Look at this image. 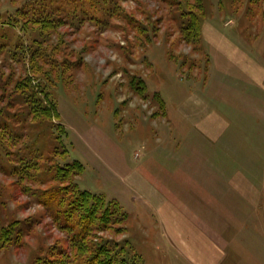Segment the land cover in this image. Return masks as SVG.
<instances>
[{
	"label": "rangeland",
	"instance_id": "374dc122",
	"mask_svg": "<svg viewBox=\"0 0 264 264\" xmlns=\"http://www.w3.org/2000/svg\"><path fill=\"white\" fill-rule=\"evenodd\" d=\"M38 3L0 0V227L32 222L0 250V264L73 258L62 256L67 236L37 192L74 161L81 190L126 213L127 231L99 235L128 240L142 264H191L177 227L166 234L164 204L175 214L179 205L186 234L216 242V264H264V0H201L199 9L195 0H120L113 17L107 0L84 11L49 0L45 19L57 21L44 38L36 29L48 23H14ZM27 76L55 97L66 133L31 123L14 92ZM28 161L45 184L9 175Z\"/></svg>",
	"mask_w": 264,
	"mask_h": 264
},
{
	"label": "trees",
	"instance_id": "16d2710c",
	"mask_svg": "<svg viewBox=\"0 0 264 264\" xmlns=\"http://www.w3.org/2000/svg\"><path fill=\"white\" fill-rule=\"evenodd\" d=\"M49 0H39L38 8L28 10L27 8L18 12V19L14 20L15 25L20 26L26 30L27 27H37V22H46L49 27L45 28L44 23L41 28L36 29L41 37H32V44L38 40V37L44 38V35L49 33L48 30L54 28L52 21H55L56 16L51 15L46 18V13L41 8V5ZM60 1V0H59ZM69 1L75 5V9L84 11V8L95 9L94 6L98 4L99 0H62ZM113 7L107 10V14L113 17L120 0H107ZM196 1V9H199L201 0ZM252 4L258 3L260 0H249ZM86 9V10H87ZM119 12V11H118ZM83 13V12H82ZM81 14V13H80ZM84 14V13H83ZM120 14H123L122 10ZM120 14H118L120 16ZM196 15V14H195ZM25 21L20 22V18ZM123 20L129 21L128 17L120 16ZM48 20V21H44ZM37 21V22H36ZM132 21V20H130ZM187 28H192V33H199L200 23L190 19ZM47 29V30H46ZM20 50V49H19ZM34 53L30 55V60L34 57ZM35 82V85L33 84ZM142 80L139 83L142 84ZM140 84V85H141ZM143 88V85L142 87ZM144 91V89H143ZM14 92L17 98L24 101L25 113L31 123L38 121H51L55 127L66 133L65 127L59 122L60 112L55 97L46 89L45 85H41L39 79H31L24 77L17 81ZM1 129V128H0ZM2 132V131H1ZM5 133V132H3ZM10 137V136H9ZM22 137L15 135L10 137L11 145L18 143ZM66 152H60L64 155ZM40 165L28 161L26 167L14 166L9 170V175L17 178L18 182L25 181H40L45 184V180L39 176ZM83 166L80 162L74 161L66 166H59V171L55 174L54 179L58 181L55 187H49L45 190H40L39 197L43 200L44 208L52 217V221L57 224L59 229L67 236V246L62 256L66 258L71 257L69 252L73 253V258L66 264H142L136 255L131 254V250L127 248L131 245L128 240L122 243L107 239L100 236V232L107 230H114L116 232L127 231L124 225L126 220V213L123 212L122 207L116 199L108 200L103 195L94 194L89 191L81 190L75 180L81 175ZM27 177H26V176ZM28 221H14L9 222L7 226L0 227V250L7 249L11 245L21 242L26 233L31 229L32 222ZM55 245V244H54ZM62 250V249H61ZM48 252L50 253L51 250ZM39 258V257H38ZM35 264H52L48 260L39 258V262Z\"/></svg>",
	"mask_w": 264,
	"mask_h": 264
},
{
	"label": "crops",
	"instance_id": "0c3cea01",
	"mask_svg": "<svg viewBox=\"0 0 264 264\" xmlns=\"http://www.w3.org/2000/svg\"><path fill=\"white\" fill-rule=\"evenodd\" d=\"M165 206L166 204L160 207L159 212L162 217L163 224L166 227V234L167 232L170 233V231H175V227H177L175 236L177 239H181L183 242H186V245L183 243L178 244L180 251L185 256L184 258L188 259L191 264H216L218 254L221 253L220 248L215 244L216 242L212 241L209 245L202 244L201 241L196 238L197 235L194 231H192V229L189 231V234H186L185 227L183 225V218H181L180 215L181 211L179 205L177 207L178 210L176 214L169 213V208Z\"/></svg>",
	"mask_w": 264,
	"mask_h": 264
}]
</instances>
